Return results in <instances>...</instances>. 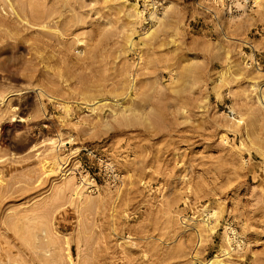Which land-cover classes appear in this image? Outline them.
<instances>
[{"label":"rangeland","instance_id":"obj_1","mask_svg":"<svg viewBox=\"0 0 264 264\" xmlns=\"http://www.w3.org/2000/svg\"><path fill=\"white\" fill-rule=\"evenodd\" d=\"M216 259L264 264V0H0V264Z\"/></svg>","mask_w":264,"mask_h":264},{"label":"bare ground","instance_id":"obj_2","mask_svg":"<svg viewBox=\"0 0 264 264\" xmlns=\"http://www.w3.org/2000/svg\"><path fill=\"white\" fill-rule=\"evenodd\" d=\"M36 12V11H35ZM39 14V13H38ZM50 14V13H49ZM39 16V15H38ZM47 19V18H46ZM193 258H195L196 259V256L194 255V257ZM198 260V259H197ZM200 261V260H199ZM195 263H197V262H195ZM199 263V262H198ZM211 264H221V260H218V259H216V260H212V263Z\"/></svg>","mask_w":264,"mask_h":264}]
</instances>
